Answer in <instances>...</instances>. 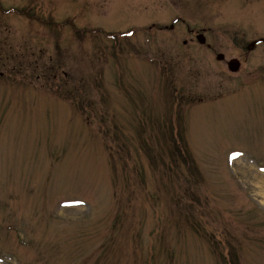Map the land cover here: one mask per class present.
Returning <instances> with one entry per match:
<instances>
[{
  "label": "rangeland",
  "instance_id": "rangeland-1",
  "mask_svg": "<svg viewBox=\"0 0 264 264\" xmlns=\"http://www.w3.org/2000/svg\"><path fill=\"white\" fill-rule=\"evenodd\" d=\"M262 177L264 0H0V264H264Z\"/></svg>",
  "mask_w": 264,
  "mask_h": 264
},
{
  "label": "water",
  "instance_id": "water-1",
  "mask_svg": "<svg viewBox=\"0 0 264 264\" xmlns=\"http://www.w3.org/2000/svg\"><path fill=\"white\" fill-rule=\"evenodd\" d=\"M198 39H199V41H201V42H205V37H204V35L203 34H199L198 35ZM255 45V43H253L252 45H251V47H253ZM218 57L219 58H222L223 57V54H219L218 55ZM239 61L237 60V59H231L230 61H229V65H230V67H231V69L232 70H238V68H239Z\"/></svg>",
  "mask_w": 264,
  "mask_h": 264
},
{
  "label": "flooded vegetation",
  "instance_id": "flooded-vegetation-1",
  "mask_svg": "<svg viewBox=\"0 0 264 264\" xmlns=\"http://www.w3.org/2000/svg\"><path fill=\"white\" fill-rule=\"evenodd\" d=\"M103 28V27H102ZM165 28H174V24L170 25L169 27L165 25ZM197 35V34H196Z\"/></svg>",
  "mask_w": 264,
  "mask_h": 264
},
{
  "label": "bare ground",
  "instance_id": "bare-ground-1",
  "mask_svg": "<svg viewBox=\"0 0 264 264\" xmlns=\"http://www.w3.org/2000/svg\"><path fill=\"white\" fill-rule=\"evenodd\" d=\"M261 180H263V181H262V183H264V177H262V179H261ZM260 186H261V187H262V186L264 187V185H260Z\"/></svg>",
  "mask_w": 264,
  "mask_h": 264
}]
</instances>
